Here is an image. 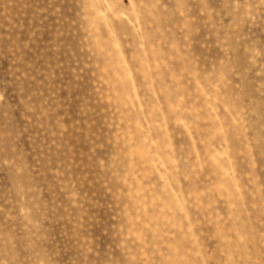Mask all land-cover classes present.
Listing matches in <instances>:
<instances>
[{"label":"rangeland","instance_id":"374dc122","mask_svg":"<svg viewBox=\"0 0 264 264\" xmlns=\"http://www.w3.org/2000/svg\"><path fill=\"white\" fill-rule=\"evenodd\" d=\"M0 264H264V0H0Z\"/></svg>","mask_w":264,"mask_h":264}]
</instances>
